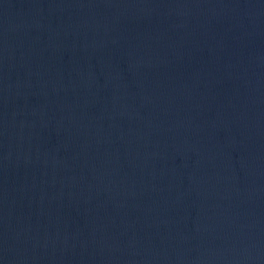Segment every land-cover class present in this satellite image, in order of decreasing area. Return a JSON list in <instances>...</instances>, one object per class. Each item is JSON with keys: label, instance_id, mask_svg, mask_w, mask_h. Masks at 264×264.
I'll return each instance as SVG.
<instances>
[{"label": "water", "instance_id": "obj_1", "mask_svg": "<svg viewBox=\"0 0 264 264\" xmlns=\"http://www.w3.org/2000/svg\"><path fill=\"white\" fill-rule=\"evenodd\" d=\"M0 264H264V0H0Z\"/></svg>", "mask_w": 264, "mask_h": 264}]
</instances>
